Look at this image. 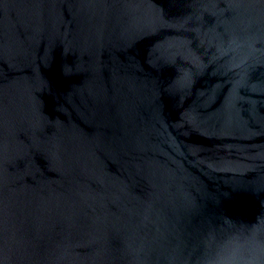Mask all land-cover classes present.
I'll list each match as a JSON object with an SVG mask.
<instances>
[{
    "label": "water",
    "instance_id": "obj_1",
    "mask_svg": "<svg viewBox=\"0 0 264 264\" xmlns=\"http://www.w3.org/2000/svg\"><path fill=\"white\" fill-rule=\"evenodd\" d=\"M0 264H264V0H0Z\"/></svg>",
    "mask_w": 264,
    "mask_h": 264
}]
</instances>
